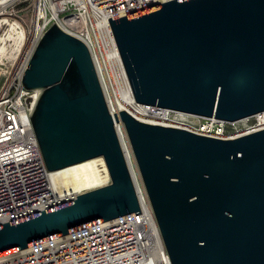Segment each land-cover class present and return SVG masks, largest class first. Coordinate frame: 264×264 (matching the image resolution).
Instances as JSON below:
<instances>
[{"label": "water", "instance_id": "95a60500", "mask_svg": "<svg viewBox=\"0 0 264 264\" xmlns=\"http://www.w3.org/2000/svg\"><path fill=\"white\" fill-rule=\"evenodd\" d=\"M110 24L136 102L235 121L264 110V0H168ZM53 171L103 157L110 181L0 224V256L140 212L126 128L172 264H264V128L235 138L113 113L91 51L54 22L23 75Z\"/></svg>", "mask_w": 264, "mask_h": 264}, {"label": "built area", "instance_id": "2783aa9c", "mask_svg": "<svg viewBox=\"0 0 264 264\" xmlns=\"http://www.w3.org/2000/svg\"><path fill=\"white\" fill-rule=\"evenodd\" d=\"M27 1L30 18L17 17L14 7ZM165 1L168 0H0V224L69 201L76 195L60 197L55 192L53 171L46 167L31 119L39 91L28 89L23 83V75L44 33L57 22L86 42L107 97L106 77L115 74L116 65L124 66L109 18ZM137 103L145 106L150 117L162 119V124L218 138H235L264 128V110L230 121ZM122 124L116 122V128L134 177L141 211L2 255L0 264H172L144 183L137 181L133 173L137 162ZM103 162L98 165L104 167V158Z\"/></svg>", "mask_w": 264, "mask_h": 264}, {"label": "bare ground", "instance_id": "6f19581e", "mask_svg": "<svg viewBox=\"0 0 264 264\" xmlns=\"http://www.w3.org/2000/svg\"><path fill=\"white\" fill-rule=\"evenodd\" d=\"M120 87L116 85V80L112 76L106 77V93L108 103L113 113L123 109L128 110L136 117L155 123H163L162 119L150 117L145 106L138 104L133 96L130 81L124 66L116 65ZM119 87V88H118ZM157 119V120H156ZM99 162H103L102 157L91 158L76 164L66 166L52 172V182L55 192L60 197L71 196L91 189L110 180L109 170L106 165L100 167ZM104 163V162H103ZM133 173L143 183L142 176L137 164H135Z\"/></svg>", "mask_w": 264, "mask_h": 264}, {"label": "rangeland", "instance_id": "374dc122", "mask_svg": "<svg viewBox=\"0 0 264 264\" xmlns=\"http://www.w3.org/2000/svg\"><path fill=\"white\" fill-rule=\"evenodd\" d=\"M29 5H30V1H27L25 3H22L20 5H17L16 7H14L15 11L17 12L16 13L17 17L29 19L30 15H31V10H30ZM113 78L116 80L115 84L120 87L121 85H120V81H118L119 80L118 71H115V75L113 76ZM122 127L124 128L123 124H122Z\"/></svg>", "mask_w": 264, "mask_h": 264}]
</instances>
